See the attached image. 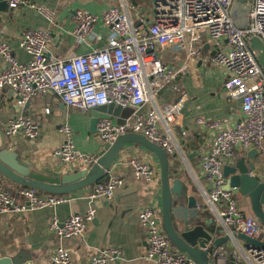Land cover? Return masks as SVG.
<instances>
[{
	"label": "built area",
	"instance_id": "obj_1",
	"mask_svg": "<svg viewBox=\"0 0 264 264\" xmlns=\"http://www.w3.org/2000/svg\"><path fill=\"white\" fill-rule=\"evenodd\" d=\"M235 1L151 0L149 9L144 11L128 0H120L119 6L111 5L102 14V22L109 28L107 46L66 59H48L50 31L32 28L21 32L19 46L29 58L20 62L0 31V57L4 63L0 70V89L7 87L16 92L19 104L26 103L36 93L53 92L64 104L81 111L108 104L130 107L133 111L122 123L108 116L100 117L96 122L98 137L103 142H113L126 133H141L167 153H174L176 144L171 128L180 115L184 97L161 105L155 103V97L201 54L206 34L215 49L212 61L228 75L225 93L230 99L240 100L241 114L232 124L197 120L202 127L215 130L210 144L200 151V171L205 180L204 206L212 211L217 205L221 207L216 215L222 225L248 237L260 236L264 231L260 221L238 207L226 188L227 179L223 174L224 165L233 160L238 148H256L261 156L256 175L264 181V72L250 47L253 36L264 42V0H250L246 9L242 4L235 7ZM8 5L11 9L28 5L48 20L53 17V10L45 4L8 0ZM128 6L137 21L125 9ZM73 17L72 34L77 42L96 37L92 30L98 19L96 15L77 9ZM148 103L153 107L143 111ZM60 130L64 139L54 148V157L66 164L96 162V156L75 147L72 129L67 123ZM38 133V124L23 114L13 117L5 130L7 136L20 134L30 139ZM129 163L136 178H156V170L150 164L137 157H132ZM255 171L257 168L253 174ZM121 184L122 180L117 177L96 182L86 197L110 200ZM17 193L22 199L0 184V213L22 214L65 200L60 196L41 195L37 189L27 186L19 188ZM94 215L95 209L89 207L84 213H72L63 220L53 216L49 229L59 240L83 236ZM138 219L146 232V259L158 264H197L185 252L173 247L162 229L158 208H141ZM122 254L118 247L103 248L90 256L88 264H109ZM225 257L222 246L213 247L209 252L211 264H225ZM51 259L55 264H71L69 252L60 244ZM229 264H264V247L247 245L243 256L232 253Z\"/></svg>",
	"mask_w": 264,
	"mask_h": 264
},
{
	"label": "crops",
	"instance_id": "obj_2",
	"mask_svg": "<svg viewBox=\"0 0 264 264\" xmlns=\"http://www.w3.org/2000/svg\"><path fill=\"white\" fill-rule=\"evenodd\" d=\"M24 1L49 6L53 10V17L48 20L28 5H19L16 9H11L4 2L2 7L4 10H0V31L20 62H25L29 58L27 52L19 46L21 32L32 28L50 31L51 42L46 48V56L50 60L66 59L104 48L107 46L109 28L103 24L102 14L109 6L120 4V0ZM128 1L144 11H147L151 5V0ZM242 2L246 3L243 6L245 9L251 3L250 0H236L234 6L238 7ZM6 3L8 4V0ZM77 9H85L97 16L98 19L92 27L96 37L84 42L76 41L72 30L75 27L73 15ZM125 9L134 21H137L133 16L132 8L128 6ZM250 40H258L264 46V42L258 37L253 36ZM203 41L201 54L193 59L187 70L179 71L159 90L155 103L161 105L184 97L180 115L171 128L176 150L174 153L166 152L170 184L173 186V182L177 181L182 195L196 197L200 220L206 226V231L210 233L212 240L217 239L224 248L225 264H229L232 253L243 256L247 245L240 239L239 230L219 222L216 211L221 209L220 206H215L213 211L204 206L202 189L205 187V180L200 171V151L210 144L215 130L202 127L197 120L202 118L207 122L219 121L232 124L241 114L240 100L227 97L225 82L228 75L221 66L212 61L215 49L206 34L203 36ZM255 56L264 72V65L258 59L256 52ZM3 64L0 57V70ZM172 66L178 67V65ZM17 97L16 92L7 87L0 89V150L12 155L9 157L12 161L22 163L29 167L30 171L48 178L73 175L77 170L93 165L79 161L66 164L52 155L54 148L64 139L60 130L62 124L67 123L72 129L71 138L78 150L98 158L104 152L105 142L98 137L96 129L91 130V121L94 118L98 120L102 116H108L113 121L118 119L113 115L114 111L106 106L87 111L67 106L53 92L36 93L24 104H19ZM152 107L153 104L148 103L142 110ZM18 114L28 116L38 124L39 133L36 138L5 134L9 121ZM248 150L238 148L233 160L228 164L232 165L241 156H245V161L249 162L250 159L246 156ZM132 157L150 164L156 170V178L153 180L136 178L129 163ZM258 158L261 161L259 154L255 161ZM258 164L255 163V170L257 168L255 174L258 173ZM3 166L8 168L4 163ZM105 172L112 178L117 177L122 180V184L114 190L110 200L103 197L89 200L86 197L94 183L59 194L37 189L41 195L60 196L65 200L53 206L28 210L22 214L0 213V257L16 254L20 255L24 262L22 264H55L51 256L60 244L69 252L71 264H88L91 255L109 247H118L123 251L121 257L109 264H158L145 258L146 232L138 219L141 208L154 206L158 208L162 221L160 164L157 156L138 143L125 142L118 149L109 169ZM0 184L13 196L22 199L18 196L17 190L25 186L13 182L1 173ZM232 198L244 213L253 214L248 197L232 194ZM89 207L95 209V215L87 223L83 236L59 240L49 229V222L53 216L63 220L72 213H84ZM171 218L174 222L173 213Z\"/></svg>",
	"mask_w": 264,
	"mask_h": 264
},
{
	"label": "water",
	"instance_id": "obj_3",
	"mask_svg": "<svg viewBox=\"0 0 264 264\" xmlns=\"http://www.w3.org/2000/svg\"><path fill=\"white\" fill-rule=\"evenodd\" d=\"M6 5V0H0V10ZM6 9V8H5ZM250 47L257 53L258 59L264 65V46L258 40H250ZM18 98V97H17ZM111 108L118 119L116 122L122 123L128 117L133 109L130 107L121 108L113 104L102 105ZM101 106H97L99 108ZM97 119L91 121V130L96 129ZM125 142H134L142 145L153 152L160 164V184L162 192V228L170 240L173 247L185 252L197 264H211L209 252L213 247L220 246L217 239L212 240V236L206 231V226L199 217L198 202L194 195L185 197L180 191L179 182L174 181L170 184L168 172V157L166 151L156 143L151 142L145 136L139 133H126L120 135L112 143L105 142L104 152L97 158L96 162L88 168L77 170L73 175H62L61 177H46L36 172L30 171V168L22 163L9 159L10 154L0 150V173L13 182L33 187L38 190H45L52 193H65L78 189L96 182L106 181L110 178L106 173L121 145ZM259 154L256 148L247 151L246 156L250 159L245 161V156H241L230 165H224L223 174L227 179L226 188L232 194H239L250 199L251 209L255 217L260 221L264 230V181L256 174L255 158ZM3 163L8 168L3 166ZM174 194L175 196H172ZM173 213L174 222L171 218ZM240 239L246 245L264 247V231L257 237H248L240 232ZM24 263L20 255L0 257V264H22Z\"/></svg>",
	"mask_w": 264,
	"mask_h": 264
},
{
	"label": "rangeland",
	"instance_id": "obj_4",
	"mask_svg": "<svg viewBox=\"0 0 264 264\" xmlns=\"http://www.w3.org/2000/svg\"><path fill=\"white\" fill-rule=\"evenodd\" d=\"M246 3H243L242 2V6H244ZM260 161H259V158L258 159H256V161H255V163H256V165L259 163Z\"/></svg>",
	"mask_w": 264,
	"mask_h": 264
}]
</instances>
